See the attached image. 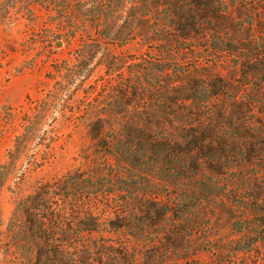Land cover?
<instances>
[{"label": "rangeland", "instance_id": "1", "mask_svg": "<svg viewBox=\"0 0 264 264\" xmlns=\"http://www.w3.org/2000/svg\"><path fill=\"white\" fill-rule=\"evenodd\" d=\"M42 1L0 0V264H17L2 230L18 198L102 162L92 128L98 118L107 128L122 120L107 103L124 83L137 84L134 71L150 57L186 65L179 86L208 79L223 89L202 118L225 130L230 154L243 159L217 174L231 198L209 206L194 235L207 249L174 264H264V82L257 64L245 63L264 55V0H118L106 27L86 22L74 33L68 16ZM189 103L175 107L186 114Z\"/></svg>", "mask_w": 264, "mask_h": 264}, {"label": "trees", "instance_id": "2", "mask_svg": "<svg viewBox=\"0 0 264 264\" xmlns=\"http://www.w3.org/2000/svg\"><path fill=\"white\" fill-rule=\"evenodd\" d=\"M42 2L65 13L74 33L86 22L106 27L119 1ZM254 57L245 63L257 64L264 82V55ZM153 59L135 69L137 84L124 83L107 103L122 120L107 128L98 118L92 128L102 162L41 181L18 198L2 230L7 237L2 247L12 253L13 263L174 264L206 248L194 235L209 222L208 207L231 198L217 174L243 159L230 154L225 130L220 133L213 120L202 118L223 89L208 79L179 86L174 82L186 65ZM186 101L183 114L175 105ZM5 176H0V194ZM248 242L239 249L251 248L256 238Z\"/></svg>", "mask_w": 264, "mask_h": 264}]
</instances>
